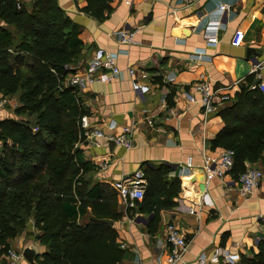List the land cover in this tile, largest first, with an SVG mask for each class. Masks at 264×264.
<instances>
[{
  "label": "crops",
  "instance_id": "0c3cea01",
  "mask_svg": "<svg viewBox=\"0 0 264 264\" xmlns=\"http://www.w3.org/2000/svg\"><path fill=\"white\" fill-rule=\"evenodd\" d=\"M57 2L79 27L83 46L69 66L71 74L83 73L86 62L102 51L115 55L121 70L112 81L95 82L79 92L91 130L116 136L129 129V149L96 137L94 145L79 144L90 167L84 178L113 193L122 213L111 224L124 250L120 264H165L167 224L185 236V264H193L201 253L217 254V264L251 259L264 240V150L255 164H245L263 172L258 188L246 197L238 192V179L230 173L207 179L204 165L223 150L211 145L224 126L219 111L249 79L250 90L259 91L256 85L264 84V64L252 71L264 62V0H131V6L110 0L100 20L83 11L87 0ZM221 5L227 6L223 12L218 11ZM121 30L134 32L133 43L119 44L115 34ZM236 31L243 33L238 47L231 45ZM211 34L216 43L206 42ZM130 68L133 76L127 73ZM199 82L228 95L229 101L205 113L193 88ZM6 105L11 111L0 112V119L13 117L14 103L8 100ZM159 165L170 170L168 179L180 181V192L174 206L160 212V223L151 233L147 225L152 216L140 213L137 204L133 209L122 206L113 184L138 169ZM27 248L35 255L44 251L36 242ZM226 253L237 258L225 262ZM0 264H5L2 256Z\"/></svg>",
  "mask_w": 264,
  "mask_h": 264
},
{
  "label": "trees",
  "instance_id": "16d2710c",
  "mask_svg": "<svg viewBox=\"0 0 264 264\" xmlns=\"http://www.w3.org/2000/svg\"><path fill=\"white\" fill-rule=\"evenodd\" d=\"M109 1L87 0L83 11L103 19ZM78 35L57 0H0V94L19 103L12 118L0 119V256L32 216L34 241L44 251L31 264H120L124 257L111 226L122 218L114 194L84 178L90 167L81 156L79 123L87 111L66 81L83 49ZM250 83L219 111L224 126L211 141L233 151L234 179L264 150V96ZM142 171L146 187L137 206L152 216L153 233L160 212L174 206L180 181L168 179L164 165ZM241 264H264V240Z\"/></svg>",
  "mask_w": 264,
  "mask_h": 264
},
{
  "label": "built area",
  "instance_id": "2783aa9c",
  "mask_svg": "<svg viewBox=\"0 0 264 264\" xmlns=\"http://www.w3.org/2000/svg\"><path fill=\"white\" fill-rule=\"evenodd\" d=\"M131 0H125V4L131 6ZM227 9V6L221 5L218 7L219 12H223ZM116 39L119 44L127 45L133 43L134 32H129L121 30L117 32ZM205 40L209 44L216 43V36L207 35ZM243 41V33L236 31L232 37L231 45L238 47ZM264 62H259L253 66V72H257L262 68ZM70 69V68H69ZM127 73L133 76L134 70L128 69ZM121 70L117 65V60L115 55L108 53L106 51L99 52L91 57L86 62L83 73L80 74H70L66 81L67 85L74 87L78 92L85 90L86 86L89 84L99 82L107 83L113 79L119 77ZM259 79V74L256 75ZM258 90L264 94V84L258 83L256 85ZM194 90L199 93L200 98L198 100L199 104L203 108L205 113H213L226 101H229V96L226 94H219L217 91L212 90L206 83L199 82L193 86ZM0 100V108L8 103V99L2 97ZM187 98L191 102H195L192 96ZM80 129L83 131L84 140L87 146L94 145L93 139H105L106 141H112L114 144L121 146L125 149L131 147V142L129 140L128 128H122L121 132L116 136H106L100 130H91L87 117L82 116L79 123ZM234 153L232 150L226 149L222 150L216 158L208 159L205 161L204 165V175L207 179L218 177L222 178L228 174L233 166ZM191 159H188L187 166H190ZM105 165H101L102 169H105ZM263 178V172L251 165L245 167L244 172L238 177V192L241 196L246 197L251 195L259 186L260 181ZM146 187V180L143 171L138 169L131 175L121 178L113 184V188L117 193L118 199L122 206L125 208L133 209L138 202H141L144 197ZM166 242L168 246V254L166 256L165 264H185L182 261V256L186 250V240L183 233L178 229L177 226L173 224H167L164 229ZM5 264H22V252L17 251L13 248H9L3 255ZM237 256L230 254H225L223 259L225 262H231ZM219 261L218 255L214 254L208 257L206 254L201 253L195 259L193 264H217Z\"/></svg>",
  "mask_w": 264,
  "mask_h": 264
},
{
  "label": "rangeland",
  "instance_id": "374dc122",
  "mask_svg": "<svg viewBox=\"0 0 264 264\" xmlns=\"http://www.w3.org/2000/svg\"><path fill=\"white\" fill-rule=\"evenodd\" d=\"M2 97H5L6 99L10 100L12 103H14V109L16 107H18L19 103H18V98L16 96L14 97H9V96H3L0 94V100H3ZM15 99V100H12ZM10 105H3L0 108V112H9L11 111L10 107H7ZM35 220L31 217L27 218L23 224V228H21V230L18 233V236L16 237L15 241H11L10 243V248H13L17 251L23 252V250L27 247H33L35 241H34V237L35 235L38 234V227H35ZM13 243V244H12ZM17 243V244H16ZM37 243V242H36ZM13 245V246H12ZM1 257V256H0ZM3 257V256H2ZM22 264H27L26 260L23 258L22 259Z\"/></svg>",
  "mask_w": 264,
  "mask_h": 264
},
{
  "label": "water",
  "instance_id": "95a60500",
  "mask_svg": "<svg viewBox=\"0 0 264 264\" xmlns=\"http://www.w3.org/2000/svg\"><path fill=\"white\" fill-rule=\"evenodd\" d=\"M22 256L26 260V262H28V264H31L33 263L35 253L31 248H25L22 252Z\"/></svg>",
  "mask_w": 264,
  "mask_h": 264
}]
</instances>
